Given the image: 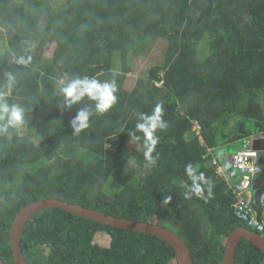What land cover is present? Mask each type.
Listing matches in <instances>:
<instances>
[{
    "label": "trees",
    "instance_id": "1",
    "mask_svg": "<svg viewBox=\"0 0 264 264\" xmlns=\"http://www.w3.org/2000/svg\"><path fill=\"white\" fill-rule=\"evenodd\" d=\"M55 1L0 0V95L24 109L23 124L0 133L2 260L15 264L10 235L19 211L59 199L164 227L171 218L194 264H222L230 233L252 229L235 216V196L211 151L239 141L242 150L255 139L264 146V0H65L62 13ZM145 37L166 41L165 59L128 90ZM38 41L53 46L51 57L34 52ZM85 76L116 80L108 113L98 114L87 97L65 104L61 88ZM161 102L169 126L157 131L156 162L148 164L143 140L128 130ZM81 109L90 127L76 133L71 121ZM260 159L264 168V151ZM189 163L214 182L211 197L205 188V198H184ZM104 233L108 247L99 242ZM21 245L28 264H179L158 237L58 208L35 215ZM235 264H264V253L242 239Z\"/></svg>",
    "mask_w": 264,
    "mask_h": 264
},
{
    "label": "clouds",
    "instance_id": "2",
    "mask_svg": "<svg viewBox=\"0 0 264 264\" xmlns=\"http://www.w3.org/2000/svg\"><path fill=\"white\" fill-rule=\"evenodd\" d=\"M59 2H62V8L60 10H57L55 7V4ZM53 6L57 13H62V11L66 7V1L64 0L63 2L62 0H56L53 3ZM11 82H12V77L9 76V83L11 84ZM159 84L161 83H158L157 85ZM61 92L63 93L65 97V104L68 107L78 104L85 97H87L89 100L95 102V110L100 115L108 113L113 108V106L117 103V100H118V96H117L118 86H117V82L115 79H112L111 81H100L95 77L89 78L85 76L82 79L77 78V79L67 82L61 88ZM163 113H164L163 103L162 102L157 103L151 114H145V113L137 114L138 119L136 120L135 128L128 130V135L131 138H134L137 141H140L141 139L143 140V147L145 149L144 157H145V160L148 162V164H155L156 162L152 153L155 151L156 145L159 142V137L156 135L157 131H164L169 126L168 122L163 119ZM89 117H90V112L88 110L81 109L78 111L76 117L71 121L72 127L76 133H80L90 127ZM23 121H24V109L15 104L9 105L7 101L3 98V96L0 95V133H7L9 127L15 128L23 124ZM137 133H142V136L137 135ZM255 140H258V139H255ZM250 142H251L250 146L246 148L253 149L252 141ZM208 151L210 152L211 150H208ZM258 152L260 154V151ZM260 160L261 159H259L258 161L259 164H260ZM214 161H217L218 165L222 167L216 158H213V163ZM232 169L235 170L234 168ZM224 171H225L224 174L223 173H218V174L224 175L225 178L228 180L229 175L226 173V170ZM217 172H218V166H217ZM185 173L187 177L191 180L190 190L185 191L183 193L185 199H188L191 195H195L199 198H205L204 196L205 188L207 190L208 197L212 196L214 182L210 178H207L203 172L199 171L198 167L189 163L185 166ZM259 175L256 176L255 180L259 177ZM240 179H241V174H240ZM254 182L251 188V195H252V192L254 191L253 190ZM263 185L264 183L262 184V190H263ZM230 189L232 191V188ZM261 193L262 192H260L259 195ZM252 198H253V195H252ZM189 200L191 201L190 198ZM170 202H171V196L164 197L163 205L166 206ZM258 202L259 201L257 200V204ZM253 203H254V198H253ZM197 213L201 215L200 211H197ZM253 230L254 229H252L251 231ZM255 232L257 231L255 230Z\"/></svg>",
    "mask_w": 264,
    "mask_h": 264
},
{
    "label": "water",
    "instance_id": "3",
    "mask_svg": "<svg viewBox=\"0 0 264 264\" xmlns=\"http://www.w3.org/2000/svg\"><path fill=\"white\" fill-rule=\"evenodd\" d=\"M58 73L59 77L62 78L61 68L58 69ZM257 141L258 140L252 142V148L263 152L264 146L261 148L255 146ZM226 173L229 176L230 174L234 175L232 168L226 169ZM263 183L264 169L259 177L255 180L253 190H260ZM258 197L259 196L256 197L255 201L258 200ZM52 208L65 210L78 217L97 222L104 226H111L114 228L129 230L135 233L158 237L167 242L175 250L179 264H194L191 251L188 248L186 242L177 233L168 229L167 227L155 223L140 222L114 217L94 209H89L81 205L70 204L59 199L42 200L29 204L19 211L13 222L10 235L11 250L13 252L15 264H28L23 254L21 245L22 235L27 223L38 213ZM242 239L252 242L257 248L260 249L262 253H264V237L257 232L240 227L233 230L224 242L223 264H235L237 248ZM0 264H5L1 256Z\"/></svg>",
    "mask_w": 264,
    "mask_h": 264
},
{
    "label": "built area",
    "instance_id": "4",
    "mask_svg": "<svg viewBox=\"0 0 264 264\" xmlns=\"http://www.w3.org/2000/svg\"><path fill=\"white\" fill-rule=\"evenodd\" d=\"M194 131L197 135H201V127L198 122H194ZM202 139V138H200ZM260 154L251 148H244L237 154L230 157L231 167L238 170L241 174L239 183L232 188L235 196L234 213L235 216L246 223L248 227L256 230L264 236V185L262 193L259 195L258 205L255 207L253 198L251 197V188L253 182L263 167L259 164ZM214 164L218 166V173H225L217 161Z\"/></svg>",
    "mask_w": 264,
    "mask_h": 264
},
{
    "label": "rangeland",
    "instance_id": "5",
    "mask_svg": "<svg viewBox=\"0 0 264 264\" xmlns=\"http://www.w3.org/2000/svg\"><path fill=\"white\" fill-rule=\"evenodd\" d=\"M64 2V0H62ZM55 7L57 10H60L62 8V2L56 3ZM64 9V8H63ZM150 40H146L145 42L141 43V47L143 48L142 52H139L140 55L135 56V65H134V72L131 74L127 75L125 85L128 90H131L137 79L139 78H144L147 75V72L151 66L154 65H160L164 62L165 59V52H166V41L163 39H154L151 37H145ZM34 52L38 53V51L43 50V53L47 57H51L53 55V46L52 45H47L43 44L41 41H38L34 43ZM140 48V47H139ZM2 50H3V45H2ZM131 148H139V145L136 144V142L132 141V143L129 145ZM242 142H233L229 144H225L221 146L220 148L214 149V154L216 155L217 159L219 160L220 164L222 162L226 161L227 153L229 156H234L238 149L241 148ZM234 173L239 176V171L234 170ZM233 182H235V178L232 179ZM252 197V195H251ZM165 227L172 231H178V224L171 220V218L167 219V222H165ZM255 232V230H253ZM100 245L103 247H108L110 244V237L104 233L100 238H99Z\"/></svg>",
    "mask_w": 264,
    "mask_h": 264
},
{
    "label": "crops",
    "instance_id": "6",
    "mask_svg": "<svg viewBox=\"0 0 264 264\" xmlns=\"http://www.w3.org/2000/svg\"><path fill=\"white\" fill-rule=\"evenodd\" d=\"M250 143H251L250 141L247 142V144H246L245 147L250 146ZM218 148L221 149V147H218ZM240 150H241V148L238 149V151H240ZM238 151H237V152H238ZM211 152H212L213 157L217 159L216 155L214 154V150L211 151ZM225 154L227 155V157L224 156V158H226V161H224V162H222V164H220V165L223 167L224 170H226V169H228V168H231V164H230V157H231V156H229L227 153H225ZM217 160H218V159H217ZM218 161H219V160H218ZM219 163H220V162H219ZM233 171H234V170H233ZM234 178H235V182L232 181V179H234ZM239 180H240V173H239V176H237L235 173H234V175L230 174V176H229V178H228V182H229L230 188H234L235 185L239 182ZM252 195H253V198H254V203L257 204V201H255V200H256V197L259 195V193L256 192V191H253V192H252Z\"/></svg>",
    "mask_w": 264,
    "mask_h": 264
}]
</instances>
